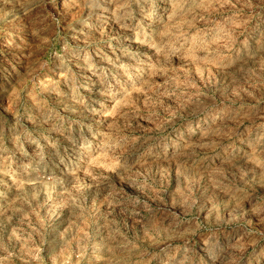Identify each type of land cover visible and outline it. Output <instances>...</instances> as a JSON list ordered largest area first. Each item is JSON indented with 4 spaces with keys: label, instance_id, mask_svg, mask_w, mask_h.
<instances>
[{
    "label": "rangeland",
    "instance_id": "374dc122",
    "mask_svg": "<svg viewBox=\"0 0 264 264\" xmlns=\"http://www.w3.org/2000/svg\"><path fill=\"white\" fill-rule=\"evenodd\" d=\"M0 264H264V0H0Z\"/></svg>",
    "mask_w": 264,
    "mask_h": 264
}]
</instances>
